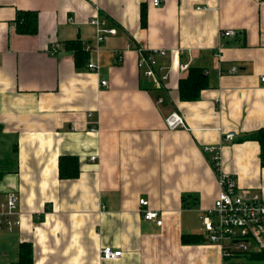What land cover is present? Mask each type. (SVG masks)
Wrapping results in <instances>:
<instances>
[{
  "label": "crops",
  "instance_id": "crops-1",
  "mask_svg": "<svg viewBox=\"0 0 264 264\" xmlns=\"http://www.w3.org/2000/svg\"><path fill=\"white\" fill-rule=\"evenodd\" d=\"M18 10L38 12L35 34L16 32ZM95 16L116 32L89 53L92 71L66 42L95 45ZM138 48L183 49L162 61L163 91L141 85ZM180 62L207 77L196 100L179 98ZM263 75L264 0H0V202L15 193L20 220L1 224L0 264H15L22 243L32 264H262L223 256L202 216L219 190L206 146L264 200L259 143L243 139L264 127ZM171 112L184 127H167ZM60 155L78 158L76 178H59ZM189 234L201 239L183 242ZM103 247L121 255L103 259Z\"/></svg>",
  "mask_w": 264,
  "mask_h": 264
},
{
  "label": "built area",
  "instance_id": "built-area-1",
  "mask_svg": "<svg viewBox=\"0 0 264 264\" xmlns=\"http://www.w3.org/2000/svg\"><path fill=\"white\" fill-rule=\"evenodd\" d=\"M157 3L158 0H154V4ZM91 23L96 30L95 45L85 43L83 46L89 53L98 52V45L106 35L116 32L114 27L105 24L98 16L93 17ZM233 34L234 31L231 29L220 31V35L223 36ZM182 50L138 48L137 66L148 83L156 87H164V82L169 78L172 69V62L165 65L162 61L167 58L169 62L168 58L171 59L173 52L179 55L183 52ZM86 67L96 71L98 64L88 60ZM188 68V62L178 64V70L181 72H186ZM234 69L235 67H232L231 71ZM261 80L264 82V75ZM101 84L107 85L108 83L106 80H101ZM158 101L160 102L161 98ZM165 122L169 129L184 127L183 119L177 112L167 115ZM234 136L233 132H227L223 133L222 138L232 140ZM204 149L211 153L210 162L217 176L219 190L213 206L202 216L203 235L210 242L218 243L222 247L225 257L232 256L237 251L250 255L264 251V200L259 194L242 191L238 187L237 179L223 171L219 146L210 145ZM91 159H95V157L92 156ZM139 203L141 206H146L147 200L140 199ZM141 213L146 220H154L158 225L162 222L156 210L147 208L142 209ZM18 215L17 195L13 192L7 193L5 199L0 202V227L1 224H6L9 228L19 225ZM100 252L103 259H113L121 255V250L110 247H103Z\"/></svg>",
  "mask_w": 264,
  "mask_h": 264
},
{
  "label": "trees",
  "instance_id": "trees-1",
  "mask_svg": "<svg viewBox=\"0 0 264 264\" xmlns=\"http://www.w3.org/2000/svg\"><path fill=\"white\" fill-rule=\"evenodd\" d=\"M141 26H146V11L141 9L140 15ZM38 12L31 10H18L14 19L15 30L19 34H35L37 32ZM67 49H71L74 55V62L77 68L84 66L89 60V52L84 49L79 40H69L66 42ZM184 75L178 80L179 98L183 101L196 100L200 96L201 90L207 87V77L202 68L189 65ZM145 79V78H144ZM146 81V80H145ZM144 89L163 91L164 87H156L147 81L145 85L141 84ZM243 139L256 140L260 148V164L264 167V127H261L252 133L246 135ZM78 158L69 155H60L58 158V175L59 178H76L79 175ZM201 239V235L189 234L182 235L183 242H196ZM32 247L29 243L20 245V257L15 264H32ZM253 261H260L264 264V251L251 253Z\"/></svg>",
  "mask_w": 264,
  "mask_h": 264
}]
</instances>
